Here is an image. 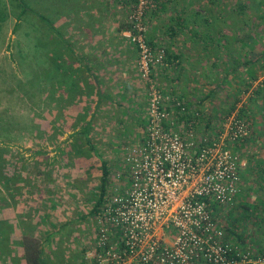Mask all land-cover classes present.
<instances>
[{"label": "rangeland", "instance_id": "374dc122", "mask_svg": "<svg viewBox=\"0 0 264 264\" xmlns=\"http://www.w3.org/2000/svg\"><path fill=\"white\" fill-rule=\"evenodd\" d=\"M23 1L43 18L51 16L52 21L54 20L56 0ZM240 1L244 4L248 3L247 0ZM258 1H261L260 6L257 4ZM263 4L264 0H255L252 4L253 13L263 15ZM4 13L5 16H3ZM19 13L20 7L16 1L0 0V237L13 238L20 243L22 232L30 237H34V234L39 235L38 240L43 245L44 243L48 246L53 244L51 247L46 246L43 254L45 259L51 261L50 255L58 256L57 248L61 251L62 247H57L54 239L46 240L44 230L47 229L49 232V229L55 227L57 222L55 219L58 217L60 220L57 213L66 214L69 219L75 220L76 226L79 223L77 218L84 215V220L78 219L81 224L80 232L84 229L83 239L91 241L93 234L91 235L90 228L92 222L94 225V215L90 212L98 199L100 192L98 188L102 177L99 155L104 163L107 162L110 169L115 170L111 171L110 179L116 185L108 187L110 192L115 187L118 188L117 185L126 184L128 173L123 160L125 151H129L138 144L141 136L105 135L104 128L101 133L95 131L94 134H89L88 141L92 148L87 145V139L79 131L86 121L84 119L89 108L87 107L86 110L82 108L81 110L85 112L77 114L78 109L71 110L69 105L75 100L83 105L85 98L82 102L81 97L86 96L87 92H60L59 76L55 78L54 73L52 77L45 76L48 64L45 62L46 54H43L46 47L42 45L44 33H37V38L32 35L28 41L25 38V32H30L29 29L34 27L35 23L41 27V30L47 28L44 23L39 24L32 19L17 22ZM239 17H236L234 13V23L237 19L243 20ZM248 22L247 24L241 22L240 28L234 30L232 36L236 38V41L261 34L264 26L260 20L254 19ZM212 28L213 32L216 31L213 26ZM205 30H208L207 27ZM64 34L67 36L68 32L64 31ZM50 42L51 48L47 49L48 57L56 47L52 37L46 43ZM79 50L82 51L83 48ZM65 54L68 55V52L65 51ZM238 58L239 63L244 64L243 55L239 54ZM71 60L73 58L65 61L70 63ZM29 67L32 68L29 69ZM242 74L243 72L238 69V80L244 77ZM257 80L251 81L250 86L253 89L249 94L247 92V95L243 94V98L247 101L245 98L251 95L249 99L254 100V106L264 107L262 95L259 94L254 98L256 90L261 88ZM235 84L240 85L241 82L236 81L234 86ZM221 85L224 86L223 90L220 92L219 89L216 95L218 99L221 98L219 102L221 109L219 114L214 116V124L209 122L210 124L206 127L202 123L203 126L199 128L204 130L202 134L217 132L219 124L216 119H221L220 117L228 112L230 104L241 102L236 100L228 87ZM139 88L141 90L139 102L143 105L147 104L146 85L143 81ZM260 93H263L262 90ZM86 99L88 100L87 97ZM235 113L236 110L229 115ZM249 118L251 122H254V119L261 120L264 129V109L263 112L259 108L258 113H250ZM199 129H197V135L201 136ZM249 136L235 149L241 160L246 163L245 171L241 176V190L250 180L264 179V168H262L264 166V132L261 134V131L252 125ZM245 201H248L247 193L243 192L238 197L234 209L221 210V226L227 233L230 243L255 255L264 254V208L261 205L263 202L259 199V204L253 205L252 208V204H246ZM48 220L50 222H47ZM235 233L240 235V238H237ZM73 239V236L68 237V241L62 246L71 245ZM74 243L77 244L76 240L73 246ZM4 247L6 244L0 249ZM68 248L72 250L71 246ZM8 249V254H3L4 261L7 264H22L21 250H12L11 247Z\"/></svg>", "mask_w": 264, "mask_h": 264}, {"label": "built area", "instance_id": "2783aa9c", "mask_svg": "<svg viewBox=\"0 0 264 264\" xmlns=\"http://www.w3.org/2000/svg\"><path fill=\"white\" fill-rule=\"evenodd\" d=\"M153 7L136 0L127 16L126 37L147 91L145 135L124 157L126 184L106 193L94 214L95 240L82 264H264V254L230 243L220 222L221 210L240 196L246 166L231 146L249 127L232 114L221 133L198 136L199 110L160 90L153 72L166 65V52L147 45L145 22ZM168 106L191 121L172 124Z\"/></svg>", "mask_w": 264, "mask_h": 264}, {"label": "crops", "instance_id": "0c3cea01", "mask_svg": "<svg viewBox=\"0 0 264 264\" xmlns=\"http://www.w3.org/2000/svg\"><path fill=\"white\" fill-rule=\"evenodd\" d=\"M157 1L159 4L156 12H154L155 10H149L145 15V22L148 26L147 38L156 46L163 45L166 47L170 51L168 55H172L177 59H168L169 61H166L165 66L157 68L153 72L155 81L159 87L170 92L178 101L186 103L189 110H199L198 121L202 120V123L206 126L210 124L209 122L214 124V116L219 114L221 109L219 103L221 98L218 99L216 96L219 89L220 92L223 90L224 86L221 84L228 87L232 95L238 99L240 94L244 93L243 91L249 94L253 89L250 86L253 74L260 83H263L264 27L259 37L249 36L246 38L245 52L238 53L236 44L239 40L236 41L235 37L224 39L225 42L229 41V48L224 50L226 47L220 44V36H215V41L210 42L212 46L204 50V43L200 39L191 36L186 30L180 31L181 33L176 38H167L168 29L169 27L175 30L178 29L177 26L179 25H176L178 20L175 18L174 13L179 11L190 13L195 9L201 11L199 19L200 17L202 19L200 20L203 21L204 18L210 16V24L215 29H220L222 21L219 14L223 7L222 1L212 0L213 2H207V0H199L198 4H194V0ZM56 5V12L53 16L54 27L65 36L64 38L72 51H66V53L68 52V55H66V48L61 43L63 50L61 54L60 52L59 55L56 54L55 65H60L62 68L61 70L55 69V78L59 76L61 81L60 92H87L86 96L81 97L82 102L85 98L83 105L77 100L69 104L71 110L73 108L78 109L77 114L85 112L81 110L82 108L85 110L87 107L89 108L86 111L84 119L86 121L81 131H76L81 134L83 130H86L87 135H92L95 131L101 133L102 129L105 128V135H145L147 104L143 105L139 102V99H141L139 88L141 81L137 71L138 54L136 48L129 44L126 37V28L128 27L126 19L134 5L133 0H56ZM262 7L264 12V4ZM211 11L214 12V15H211ZM216 11L219 13L217 16ZM261 17L262 26H264V14ZM184 25L189 26L186 22ZM64 31L68 32L67 36ZM206 41L208 42V40ZM260 43L261 62L250 65L249 63H251L250 61L253 60L254 56L253 48H258ZM81 47L83 48L82 51L79 50ZM63 54L65 55L63 56ZM239 54L243 55L245 61L244 64L240 62L241 65L237 66L239 64ZM68 58H73V60L67 63L65 60ZM236 67L243 72L244 77L242 79L238 80V71H234ZM65 70L70 72L68 78L63 80L61 75ZM236 81H240L241 84H238L239 86L235 84L234 86ZM262 90L264 100V89ZM249 97L247 98V114L250 116V113H258L259 108L263 112L264 107L254 106V100L251 101ZM240 103L235 104V110L241 108ZM167 111L172 124L178 127L184 125L174 107L168 106ZM74 114L76 113L74 112ZM218 120L216 119V122H219ZM254 120L261 125V120ZM261 127L262 129L258 130L264 132L262 125ZM201 129H199L200 134L204 131ZM142 138L143 136L140 137V139ZM125 152L127 154V151ZM107 167L110 172L114 170L110 169L108 164ZM243 171H245V168ZM111 176H109L108 187L116 185L110 179ZM247 184L240 193V195L243 192L247 193L248 201H245V203L252 204V208L253 205L259 204V199L264 203V179L250 180ZM255 196L257 197L254 200ZM263 203L261 205L264 208ZM57 215L60 220H58V217L55 220L59 223L56 224L57 222H55V227L49 229V232H47V229L44 230V235L46 240L49 238L50 240L54 239L56 246H61L62 250L60 251L57 248L58 256L50 255L51 261L45 259L44 256L43 259L48 264H82L87 250L95 240L93 222L90 228V233L93 234L91 236L92 240H87V242L85 238L83 239L82 234L85 230L83 229L80 232V220H84V215L77 218L79 222L77 226L75 225L76 221L69 219L66 214L57 213ZM47 222H50V220ZM22 235L27 234L22 232ZM72 236L77 244L74 243L73 246L74 241H72L71 245L62 246L68 241V237ZM34 238L38 239L39 235L34 234ZM9 240L11 249L21 250L23 256L22 246L18 244L19 242L14 241L13 238H9ZM44 245L41 242L43 254L46 246L51 247L53 244L48 246L47 243H44ZM69 246L72 247V250L68 248ZM22 262V264H25L24 258Z\"/></svg>", "mask_w": 264, "mask_h": 264}, {"label": "trees", "instance_id": "16d2710c", "mask_svg": "<svg viewBox=\"0 0 264 264\" xmlns=\"http://www.w3.org/2000/svg\"><path fill=\"white\" fill-rule=\"evenodd\" d=\"M14 1H16L18 6L20 7V13L17 15V22H19V21L24 22V20L27 21L29 19H32L33 22L36 21L39 24L41 22L44 23L45 27L47 28V29L44 28V29L41 30V27H39L35 23L34 27H31L29 29L30 32H25V38L29 41V39H30V37L32 35L35 36V38H37V33L38 34H40L42 32L44 33L43 34V40H44L45 44L43 43L42 45L46 46V47H45V50H44L43 54H46L45 62L48 64V70H45V76L46 77H52V74L53 73L55 74V69L61 70V68H62L60 65H55L56 54H58L60 51H62L63 47L66 48L65 51L70 52V51H72L71 47L68 44V42L66 41V39L64 38L65 36L59 30H56V28L53 26V21H52V17L51 16L49 18L47 17L45 19V18H43L41 16V14H39V13L35 12L33 9L29 8V6L27 4H25L23 0H14ZM150 1L153 2L154 7L149 9V10L150 11H154L155 10L154 12H156V8L158 9V4H159L158 1L157 0H150ZM208 1L213 2L212 0H207V2ZM221 1H222V5H224V7H222V9L220 11V14L218 13V11H216V13H215L216 16H217V14H219L220 17H221L222 26H221L220 29H216V31L213 32L212 25L210 24L211 21L209 22L210 16L207 17V18H204L203 21L200 20V19H202L201 17L199 19L201 11H198L196 9L193 10L192 12H190V13L184 12V11L183 12L179 11L177 13H174L176 15L175 18L178 20L177 23H176V25H179V26H177L178 29L175 30V29L169 27V29H168L169 31H168V34L166 35V37L167 38H176V37H178V35L181 32L186 30L187 33L189 32V34L191 36L200 39V41H202V43H204V45H205L204 46V50H207V48H210V46H212L211 43L215 41V39H214L215 36H220V38H219L220 44L223 45L224 47H226V48H224V50H227L229 48V41L225 42L224 39L227 38V37L233 38L234 36H232V35L234 33V30H237V29L240 28L241 22L243 24H247V23H249L248 21H252L254 19H256L258 21L259 20L261 21V19H262L261 15H259L258 13L257 14L253 13L254 10L252 9V4L255 3V0H247L248 3H246V4H244V2L240 1V0H236L237 2H234L233 0H221ZM135 2H136V0H133L134 4H135ZM195 2H196L195 4H198L199 0H195ZM257 4L260 6L261 5V1H258ZM148 11H146V13ZM234 13H235L236 17L240 16L239 18H242L243 20L237 19V21H235V23H234V21H233ZM211 15H214V12H212ZM3 16H5V13H4ZM185 16H187V17H185ZM243 17H246V18H243ZM187 18H188V20H187ZM0 19H1V17H0ZM185 22L188 23V25H189L188 27L186 25L183 26V24ZM206 27H207L208 30H205ZM126 29L129 30L130 27L128 26ZM259 36H260V33L258 34V37ZM50 37H52V42L55 41L56 47L52 50V53H50V55H49L50 57H48L47 56V54H48V50L47 49L51 48V46H50L51 42L49 44H47L46 42L49 41ZM204 39L208 40V42L206 40H204ZM41 41H42V39H41ZM61 43H63V47H62ZM147 45L148 46H152V47L156 46L150 40H148V38H147ZM161 46H163V45H161ZM236 46H237V49H238V53L245 52V40H244V38L239 39V41L236 44ZM164 48H165V52H166L165 64H166V61L177 59L176 57H174L172 55H168L170 53V51L167 50L166 47H164ZM34 51L35 52L37 51L36 47H35ZM252 52L254 53V56H253V60H251L250 61L251 63H249V64L250 65L251 64H253V65L259 64L261 62L260 60H261V57H262L261 43L258 44V48L254 47ZM240 65L241 64L239 63L237 66H240ZM30 68H32V67H29V69ZM237 69L238 68L236 67L234 71H238ZM69 72L70 71H68V70H65V72H63V75H61L63 80L68 78ZM28 73H30V72H28ZM152 77H153V75H152ZM251 79H252L251 81L257 79L255 74H253ZM154 80H155V78H154ZM260 87H261L260 89L256 90L254 98H256V96L259 95V94L262 95L260 93V91L262 89H264V80H263V83L262 82L260 83ZM160 90L165 92V93H170V92H168L167 90H165L163 88H161ZM243 92L244 93L240 94L239 98L236 99V100L242 102L241 108L239 110H236V113H235L236 117L238 119L244 120L247 123V125L249 127V130H250V128H252V125L254 127H257V129H262L261 125H259V123H257L255 120H254V122L252 121L253 123L251 121H249L250 118H249V116L247 114L248 113L247 112V107H248L247 106V101H245L244 98H243L244 95L246 94L245 93L246 91H243ZM241 95H243V96H241ZM247 98H245V99H247ZM147 100H148V98H147ZM234 110H235V104L231 105V107L229 108L228 112L224 113V115L220 117L221 119H219V122H218L219 129L217 130V133H221V131H222L221 123H222L223 119H225V117H227ZM179 117H180L179 119H181L183 124H186L187 122L191 121V117H190L189 113L181 114V115L179 114ZM196 120H197L196 121V123H197L196 130H197L203 125L201 124L202 120L198 121L199 117H197ZM251 123H252V125H251ZM260 131H261V134H263L262 130H260ZM81 135H83L85 137V139H87V141H88V135H87V131L86 130L85 131L83 130L81 132ZM248 136H249V131L247 133V136L243 140L248 139ZM249 139H250V136H249ZM242 142L243 141L240 140L239 142L236 143V145H233L231 147L235 151L236 147L239 146ZM86 143H87V145L90 148H92V146L90 145L89 141L86 142ZM90 148H89V150H90ZM99 160H100L101 165H102V177H101V181H100V187L98 188V191H100L98 199L95 202V204L93 205V208L91 209V212H90V214H92V215H94L99 210V207H100V205L103 202V197L106 195V193L109 192L108 191V184H109V176H110L111 172L109 171V168L107 167V163L106 162L104 163V161L102 160L100 155H99ZM235 205L232 207L233 209H234V207H236ZM235 235H236L237 238H240V235H238V234H235ZM9 241H10L9 238H7V237H5V238L0 237V248L4 244H6V247H4L3 249H0L1 250L0 251V264H7L4 261L3 254L4 253L8 254V251H9L8 247H10ZM18 244L22 246V250H23V256L22 257L24 258L25 264H48L47 261L43 259L44 255H43V251H42V246H41V242L38 239H36L34 237H30L28 235H22V242H20Z\"/></svg>", "mask_w": 264, "mask_h": 264}]
</instances>
